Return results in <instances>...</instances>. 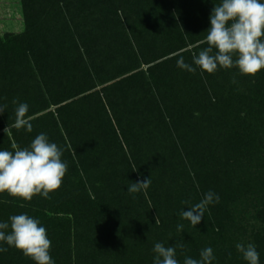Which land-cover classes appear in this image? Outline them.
Returning a JSON list of instances; mask_svg holds the SVG:
<instances>
[{"label":"trees","instance_id":"trees-1","mask_svg":"<svg viewBox=\"0 0 264 264\" xmlns=\"http://www.w3.org/2000/svg\"><path fill=\"white\" fill-rule=\"evenodd\" d=\"M220 3L21 0L24 29L0 35V150L43 133L68 171L51 199L0 194V223L38 219L55 264H153L157 242L183 244L179 264L207 247L212 264H247L226 234L240 203L264 223V70L194 64ZM180 56L195 73L177 67ZM14 99L29 105L32 132L11 127ZM148 177L147 190L128 192ZM209 190L219 203L193 227L180 213ZM253 244L264 264V229ZM0 247V264H35Z\"/></svg>","mask_w":264,"mask_h":264},{"label":"clouds","instance_id":"clouds-1","mask_svg":"<svg viewBox=\"0 0 264 264\" xmlns=\"http://www.w3.org/2000/svg\"><path fill=\"white\" fill-rule=\"evenodd\" d=\"M207 47L193 57L194 64L208 74H214L218 68H237L240 75L255 77L264 70V2L262 0H221L215 5L210 15V28L205 37ZM177 67L190 73H195L197 67L185 62L183 56L176 61ZM232 83H237L235 77ZM13 104L18 101L14 99ZM6 105L0 104V114ZM27 103H18L15 109V122L12 128L20 130L26 128L32 132L31 117ZM10 129L7 127L4 132ZM15 151L0 150V194L31 201L40 195L51 199L50 193L58 191L68 171L67 163L62 160V149L56 143L49 142L46 134H39L29 147L20 149L12 144ZM151 179L132 182L128 187L130 194H136L149 188ZM217 193L209 190L200 200L192 204L188 210H182L180 216L193 227L199 224L210 204L219 203ZM182 203L188 204V201ZM21 207L24 205L21 204ZM156 223L159 220L156 219ZM10 228V232L5 230ZM183 224L177 225V231L182 232ZM0 242L22 252L35 264H55L50 249L52 242L48 238L45 227L38 219L27 214L13 215L9 223H0ZM176 247L183 248V244ZM176 247H166L162 243H155L153 264H179L176 259ZM237 251L247 264H259V253L252 243L247 245L237 243ZM8 248L0 247V253ZM215 259L213 249L207 247L200 252V259L185 257L184 264H212Z\"/></svg>","mask_w":264,"mask_h":264},{"label":"rangeland","instance_id":"rangeland-1","mask_svg":"<svg viewBox=\"0 0 264 264\" xmlns=\"http://www.w3.org/2000/svg\"><path fill=\"white\" fill-rule=\"evenodd\" d=\"M24 29V18L21 0H0V35L4 32H20ZM246 204H239V212L235 213L236 221L232 222L227 236L233 240V245L243 243L245 245L254 241V235L258 229H264V223L260 222L253 214L247 215ZM245 209V210H244ZM234 213L235 211L232 210ZM229 242V239L227 240ZM236 248V247H235ZM225 264H229L228 260Z\"/></svg>","mask_w":264,"mask_h":264}]
</instances>
